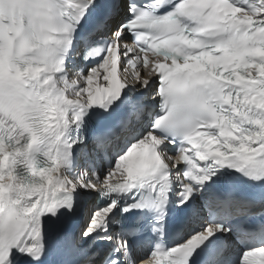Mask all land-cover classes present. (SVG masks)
Segmentation results:
<instances>
[{
	"label": "snow or ice",
	"instance_id": "snow-or-ice-1",
	"mask_svg": "<svg viewBox=\"0 0 264 264\" xmlns=\"http://www.w3.org/2000/svg\"><path fill=\"white\" fill-rule=\"evenodd\" d=\"M0 264H264V0H0Z\"/></svg>",
	"mask_w": 264,
	"mask_h": 264
}]
</instances>
